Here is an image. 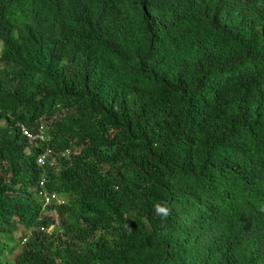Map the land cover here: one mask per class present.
<instances>
[{
  "label": "trees",
  "instance_id": "16d2710c",
  "mask_svg": "<svg viewBox=\"0 0 264 264\" xmlns=\"http://www.w3.org/2000/svg\"><path fill=\"white\" fill-rule=\"evenodd\" d=\"M0 264H264V0H0Z\"/></svg>",
  "mask_w": 264,
  "mask_h": 264
},
{
  "label": "clouds",
  "instance_id": "9594fccd",
  "mask_svg": "<svg viewBox=\"0 0 264 264\" xmlns=\"http://www.w3.org/2000/svg\"><path fill=\"white\" fill-rule=\"evenodd\" d=\"M21 127H24V126H20V131H21ZM26 128V127H25ZM27 129V128H26ZM43 128H41V130H42ZM28 130V129H27ZM41 130H40V132H41ZM29 131V130H28ZM40 132L37 134V135H35L34 133H32L34 136H40L39 134H40ZM21 133H22V131H21ZM43 133H44V138H45V132H44V130H43ZM22 135H23V133H22ZM24 136V135H23ZM25 137V136H24ZM26 138V137H25ZM29 140V139H28ZM38 140H43V139H41L40 137L39 138H37L36 139V141H38ZM30 141V140H29ZM36 141H34V142H32V141H30L31 143H35ZM45 154H47L48 155V159H47V161H46V163L44 164V165H42V164H40L39 163V158L41 157V156H43L44 154H42L39 158H38V164L41 166V167H44L46 164H47V162H48V160H49V153H45ZM65 157H70V153L69 152H67V153H65V155H64ZM42 192H44V193H46V195L48 196V197H50L51 198V204L50 205H47L46 204V201H45V199L40 195ZM39 197L41 198V200L43 201V203H44V209H47V211L52 207L53 208V210H54V213H53V216L55 215L56 217H58V214H57V207H60L61 205H63V199H61L60 198V196H58V195H54V194H51V195H49L44 189L43 190H40V192H39ZM53 197H55V199L53 198ZM155 212H156V214L157 215H161V214H166V210H165V208H163V207H161L160 205H156L155 206ZM52 217V216H51ZM54 218V217H53ZM57 219V218H56ZM53 230V227L51 228V231Z\"/></svg>",
  "mask_w": 264,
  "mask_h": 264
},
{
  "label": "built area",
  "instance_id": "2783aa9c",
  "mask_svg": "<svg viewBox=\"0 0 264 264\" xmlns=\"http://www.w3.org/2000/svg\"><path fill=\"white\" fill-rule=\"evenodd\" d=\"M21 131H22L23 135H24L27 139H29L30 141H32V142L36 141V139L39 138V137H40L41 139H44L43 129L41 130V132H40V134H39L40 136H34V135H33L30 131H28L25 127H21ZM47 159H48V155H47V154H44L43 156H41V157L39 158V163L42 164V165H44V164L46 163ZM40 195L45 199L47 205H50V204H51V201H52V200H51L50 197H48V196L46 195V193L42 192ZM53 198L55 199V197H53Z\"/></svg>",
  "mask_w": 264,
  "mask_h": 264
},
{
  "label": "rangeland",
  "instance_id": "374dc122",
  "mask_svg": "<svg viewBox=\"0 0 264 264\" xmlns=\"http://www.w3.org/2000/svg\"><path fill=\"white\" fill-rule=\"evenodd\" d=\"M60 198H61V197H60ZM61 199H62V198H61ZM47 213H48L50 216H52V217H54V218H57L55 215L53 216L54 210L47 211ZM50 231H51V230H50ZM16 237H17V239H20V238L22 237V233H21V232L17 233V234H16Z\"/></svg>",
  "mask_w": 264,
  "mask_h": 264
}]
</instances>
